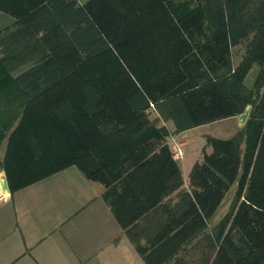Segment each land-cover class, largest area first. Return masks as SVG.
I'll list each match as a JSON object with an SVG mask.
<instances>
[{"label":"trees","instance_id":"1","mask_svg":"<svg viewBox=\"0 0 264 264\" xmlns=\"http://www.w3.org/2000/svg\"><path fill=\"white\" fill-rule=\"evenodd\" d=\"M253 5L0 0L15 18L0 31V65L21 70L1 111L10 117L0 146L11 192L75 166L103 186L147 264H187L186 250H207L206 264H264V3L249 13ZM251 35L235 66L232 47ZM107 57L112 65L94 71ZM254 64L260 70L247 86ZM248 107L231 139L206 138L185 186L160 121L179 134Z\"/></svg>","mask_w":264,"mask_h":264},{"label":"crops","instance_id":"2","mask_svg":"<svg viewBox=\"0 0 264 264\" xmlns=\"http://www.w3.org/2000/svg\"><path fill=\"white\" fill-rule=\"evenodd\" d=\"M231 119L238 121L235 130L241 129L239 117L223 121ZM160 124L169 129V122L161 120ZM171 134L172 152L175 143L186 146L184 141L178 142L181 133ZM5 151L3 142L0 264H147L102 198L101 184L90 181L73 166L12 193L1 165ZM174 160L180 166L182 159L174 157ZM4 181L8 184L7 191L2 186ZM184 182L188 186L189 178H184ZM206 254L207 250H186L184 258L187 264H206Z\"/></svg>","mask_w":264,"mask_h":264},{"label":"rangeland","instance_id":"3","mask_svg":"<svg viewBox=\"0 0 264 264\" xmlns=\"http://www.w3.org/2000/svg\"><path fill=\"white\" fill-rule=\"evenodd\" d=\"M80 4H85L89 0H77ZM263 1V2H262ZM264 3V0H254V7L249 10V13L258 11L261 8V4ZM264 10V9H263ZM15 22V18L7 12L0 11V29H5L6 27H12V24ZM254 41V35H251L250 38L241 42L240 44L232 47V57L235 66L240 65L245 57L251 45ZM1 52V51H0ZM110 57L103 58L97 62V66L94 67V71H98L100 67L108 68L110 64L112 65ZM96 68V69H95ZM260 67L256 64L252 66V69L249 71L248 77L245 80L247 86H252L256 75L258 74ZM21 70H6L3 69L0 65V103L5 101L9 96H12L17 90V84L15 83V77L20 73ZM3 106L0 108V110ZM155 112H153L154 115ZM9 115L5 116L0 115V124L2 128H7L10 124ZM237 120H227L211 123L205 126H199L190 130H187L177 136L178 142L184 141L186 146L183 148L184 157L179 161L180 166L182 167L183 175L185 179H188L194 165L201 160L203 156V150L206 145V138L208 136L219 138V139H231L240 129L237 131ZM169 129L172 132L175 131V126L172 122H169ZM171 137L172 134H171ZM234 189H231L223 200L221 206L219 207L216 215L212 219L210 225L215 226L220 219L227 213L229 206L234 197Z\"/></svg>","mask_w":264,"mask_h":264},{"label":"water","instance_id":"4","mask_svg":"<svg viewBox=\"0 0 264 264\" xmlns=\"http://www.w3.org/2000/svg\"><path fill=\"white\" fill-rule=\"evenodd\" d=\"M250 112H251V107H248L245 111V113H243L242 115L239 116V122L241 124V126H244L249 118V115H250ZM3 189L4 190H8V184L6 181L3 182Z\"/></svg>","mask_w":264,"mask_h":264},{"label":"built area","instance_id":"5","mask_svg":"<svg viewBox=\"0 0 264 264\" xmlns=\"http://www.w3.org/2000/svg\"><path fill=\"white\" fill-rule=\"evenodd\" d=\"M184 147L185 145L182 143H175L173 145V152L175 159L181 160L184 157V150H183Z\"/></svg>","mask_w":264,"mask_h":264}]
</instances>
